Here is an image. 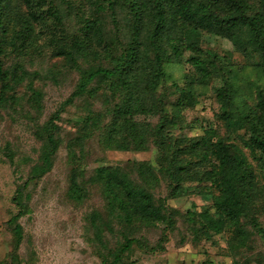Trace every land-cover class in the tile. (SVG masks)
I'll use <instances>...</instances> for the list:
<instances>
[{
    "label": "trees",
    "instance_id": "1",
    "mask_svg": "<svg viewBox=\"0 0 264 264\" xmlns=\"http://www.w3.org/2000/svg\"><path fill=\"white\" fill-rule=\"evenodd\" d=\"M72 15L74 31L67 25ZM203 31L230 39L239 51L254 50L264 71V0H0V107L10 99L19 102L16 88L26 79L28 103L41 107L43 92L33 80L39 73L27 71L22 62L33 52L48 48L78 72L71 94L35 131L42 142L40 160L13 196L17 211L7 221L13 236L5 258L9 264L18 262L25 236L20 219L32 198L28 186L53 168L60 149L62 113L78 100L97 98L101 90L108 111L89 108L82 120L87 133L69 142L68 196L77 202L88 196L86 140L95 130L101 131L104 148L148 150L155 145L159 150L158 169L148 160H134L127 166L98 165L89 178L102 186L106 201L104 210L94 209L88 218L102 264H131L126 258L135 247L164 249L181 214L168 199L194 192L195 182L198 193L212 194L214 211H188L193 237L212 240L228 231V254L250 247L247 226L260 229L258 214L264 215V185L252 162L264 164V88L255 104L236 113L229 83L217 87V118L228 134L209 125L196 136L173 131L186 126L182 111L198 104V94L176 81L171 84L175 99L161 90L168 61L190 64L189 84H209L216 61L203 56ZM13 55L17 64L8 66ZM107 113L110 119L104 122ZM162 177L168 194L157 197ZM158 225H163L161 238L151 245L140 233ZM110 235L119 236L114 245Z\"/></svg>",
    "mask_w": 264,
    "mask_h": 264
},
{
    "label": "rangeland",
    "instance_id": "2",
    "mask_svg": "<svg viewBox=\"0 0 264 264\" xmlns=\"http://www.w3.org/2000/svg\"><path fill=\"white\" fill-rule=\"evenodd\" d=\"M67 25L71 31L76 29L73 15L68 18ZM112 26L108 18V29ZM202 36L203 56L216 61L209 84H189V80L193 79V72L190 64L185 61L165 63L166 76L161 90L166 91L171 100L175 99L171 84L176 81L182 86L191 87L199 97L195 107L182 111L188 123L184 128L175 129V136L201 135L209 125L218 128L221 135H227V129L217 118L220 104L216 98V88L229 83L234 91L236 113L255 104L258 91L264 88V71L257 52L239 51L230 39L207 31H203ZM214 54L217 58H213ZM9 58L6 60L7 65H15V55ZM22 62L27 71L39 73L33 80L35 86L43 92V99L39 109L28 103L26 84L29 80L26 79L16 88L19 102L15 103L10 99L6 106L0 107V262L5 264L10 263L5 258L13 245V236L7 226V221L17 211L13 196L18 186L28 179L32 167L40 160L42 142L35 131L71 94L78 79V72L67 64L63 56L53 55L48 48L23 57ZM102 93L103 90L99 91L97 98L78 100L62 113V143L54 166L37 182L33 181L28 186L32 198L29 210L20 219L25 236L16 264H102L88 218L94 209L104 210L106 201L102 186L91 183L89 178L98 165L127 166L134 160H148L158 169L159 150L155 145H151L148 150L104 148L99 141L101 131L95 130L86 140L88 154L84 163V182L89 191L88 196L81 202L68 196L72 168L69 142L75 136L87 133L82 120L89 108L108 111ZM168 108L173 110L174 106L170 105ZM109 119L110 115L107 113L104 122ZM252 162L260 183L264 185V164L253 159ZM127 169L132 171L130 167ZM132 175L136 177V172L132 171ZM166 181L162 177L160 186L155 189L157 197L168 194ZM196 185L195 182L194 192L168 199V204L176 207L181 214L177 218L175 230L170 233V239L164 243L165 248L158 246L156 250L147 251L135 247L126 261H132L131 264L264 263V215L261 213L258 214L260 229L247 226L252 231L250 247L243 248L237 254L227 253L228 231L215 235L212 240L193 237L188 211H214L212 194L198 193L199 187ZM214 193L217 191L214 190ZM162 228L163 225L146 227L140 235L147 238L151 245H155L161 238ZM118 238V235H110L111 243L114 245Z\"/></svg>",
    "mask_w": 264,
    "mask_h": 264
}]
</instances>
